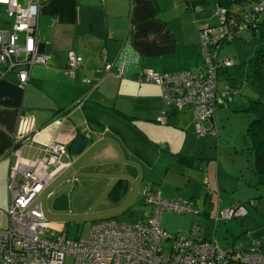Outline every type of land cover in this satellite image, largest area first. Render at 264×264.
Listing matches in <instances>:
<instances>
[{"label": "crops", "instance_id": "1", "mask_svg": "<svg viewBox=\"0 0 264 264\" xmlns=\"http://www.w3.org/2000/svg\"><path fill=\"white\" fill-rule=\"evenodd\" d=\"M218 6V0H40L37 48L49 56L47 63L32 66L25 86L14 71L1 74L0 64V205L9 201V169L17 161L42 157L51 142H62L70 155L62 161L71 164L60 173L105 165L109 175H119L118 185H128L125 201L131 208L142 201L143 185L152 176L157 181L148 187L165 199L184 200L178 190L189 187L201 239L221 249L240 251L258 243L264 250V197L257 198L264 191L255 190L264 183L255 167L247 169L226 155L220 160L215 111L201 122L207 133L199 135L192 107L168 110L160 87L138 80L148 69L200 71L199 32L216 23ZM10 29L0 5V31ZM69 52L82 57L73 77L65 73ZM162 111L165 123L158 120ZM21 117L33 119L31 138L24 143L14 138ZM79 139L86 144L72 154L70 147ZM15 144L18 153L11 152ZM52 182L36 202L48 226L64 232L63 221L47 216L38 200L55 195ZM239 204L248 213L237 222L216 218ZM144 210L130 214L138 219ZM189 229L181 235H189Z\"/></svg>", "mask_w": 264, "mask_h": 264}, {"label": "built area", "instance_id": "2", "mask_svg": "<svg viewBox=\"0 0 264 264\" xmlns=\"http://www.w3.org/2000/svg\"><path fill=\"white\" fill-rule=\"evenodd\" d=\"M0 5L5 6L11 21L10 30L0 31V64L5 67L1 74L14 71L19 84L25 86L32 66L45 65L49 59L37 48L40 0H0ZM262 10L264 0L254 6L255 12ZM215 17L214 25L204 26L199 32L200 71L159 73L148 69L138 78L160 87L168 110L192 107L199 135L207 133L201 122L213 118L216 107L226 103L224 96L237 92L229 86L218 89L219 72L232 65L230 58L220 59L218 53L224 43L234 38L231 26L236 18H230L227 8L221 5L216 8ZM245 19L248 22L251 16L245 15ZM247 22L238 27L239 32L247 27ZM81 63V56L69 52L65 73L73 77ZM109 69L106 64L105 70ZM165 112L158 117L162 123L166 122ZM32 132L33 119L21 117L14 138L24 143ZM42 151V157L17 161L9 169V201L4 210L7 225L0 226V264H64L68 256L73 258V264H264V252L258 243L240 251L221 249L213 241L200 238L198 224L191 225L189 235L168 233L161 225L164 211L197 214L198 210L191 200L165 199L159 189L148 186L142 189L146 210L133 223L102 219L91 224L87 236L69 238L63 231L48 226L42 207L36 202L46 186L71 164L62 161L63 156H70L68 148L55 141ZM11 152L18 153L16 144ZM247 213V207L239 204L218 212L216 218H240Z\"/></svg>", "mask_w": 264, "mask_h": 264}, {"label": "rangeland", "instance_id": "3", "mask_svg": "<svg viewBox=\"0 0 264 264\" xmlns=\"http://www.w3.org/2000/svg\"><path fill=\"white\" fill-rule=\"evenodd\" d=\"M253 2L254 0L244 5L235 2L234 9L238 11L243 7L248 8ZM243 38L223 45L219 53L220 59L230 58L234 65L219 72L218 89L229 86L231 89H238L239 93L224 96V100L228 102L227 105L217 106L215 109V120L218 126L217 151L220 153V160L223 159V155H226L227 160L235 159L245 167L247 166V169L254 170V154L250 149V140L247 135V126L252 119V114L244 109L248 105L249 98L256 97L249 85L248 62L253 59L261 40L259 36H253L250 32H245ZM217 151L213 150V152ZM121 154L124 155V153ZM165 155L167 156V153ZM132 159L130 158L129 162ZM87 160L92 161L93 158L89 156ZM103 167L105 165L101 168L85 167L74 173L62 172L56 176L54 183L52 182L49 187L55 191V195L50 199L45 198L44 195L39 196L38 200L44 205L46 215L62 220L65 225L64 232L69 238L87 236L91 224L102 219L113 218L121 222L133 223L136 217L130 214V211L136 212L145 207V205L142 206V199L137 205L134 202L135 206L131 208L125 201L129 193L128 185L123 182L118 185L119 175H109V171ZM156 169L161 171V165L158 164ZM156 181V178L152 176L143 186L153 185ZM159 186L161 187V183ZM257 187L255 190L264 191V185ZM189 190V187L178 190L181 199L188 200ZM262 194L257 198L264 197ZM5 209L6 207L0 205V224L3 225L7 224ZM237 220L239 218H232L227 219V222L235 223ZM192 223L197 224L193 221L190 212L164 211L161 216L162 227L171 234H185ZM64 264H73V258L66 257Z\"/></svg>", "mask_w": 264, "mask_h": 264}, {"label": "trees", "instance_id": "4", "mask_svg": "<svg viewBox=\"0 0 264 264\" xmlns=\"http://www.w3.org/2000/svg\"><path fill=\"white\" fill-rule=\"evenodd\" d=\"M249 1L252 0H218V4L227 8V14L230 18H236L235 24L231 26L234 31V38L223 45L233 43L238 39H244L243 35L245 32H250L253 36L257 35L261 40L253 59L248 62V77L250 78V82H248L256 97L249 98L248 105L244 110L252 114V119L247 126V135L250 140V149L254 154L255 171L260 176V182L264 183V10L254 11V6L260 0H254L248 8L243 7L238 11L233 6L235 2L244 5ZM245 15L251 16L248 22L245 19ZM242 21L244 23L247 22V27L239 32L238 27L243 23ZM233 65L234 63L231 66ZM235 93H239V90L237 89ZM260 250L264 252V250Z\"/></svg>", "mask_w": 264, "mask_h": 264}, {"label": "water", "instance_id": "5", "mask_svg": "<svg viewBox=\"0 0 264 264\" xmlns=\"http://www.w3.org/2000/svg\"><path fill=\"white\" fill-rule=\"evenodd\" d=\"M86 144V141L83 139L77 140L71 147L70 151L72 154H77Z\"/></svg>", "mask_w": 264, "mask_h": 264}]
</instances>
